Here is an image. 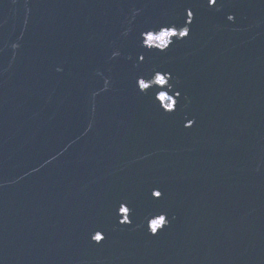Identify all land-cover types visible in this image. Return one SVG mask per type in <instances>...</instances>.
I'll list each match as a JSON object with an SVG mask.
<instances>
[{
  "label": "water",
  "instance_id": "1",
  "mask_svg": "<svg viewBox=\"0 0 264 264\" xmlns=\"http://www.w3.org/2000/svg\"><path fill=\"white\" fill-rule=\"evenodd\" d=\"M0 264H264V0H0Z\"/></svg>",
  "mask_w": 264,
  "mask_h": 264
},
{
  "label": "snow or ice",
  "instance_id": "2",
  "mask_svg": "<svg viewBox=\"0 0 264 264\" xmlns=\"http://www.w3.org/2000/svg\"><path fill=\"white\" fill-rule=\"evenodd\" d=\"M206 2H207V4L213 6V8L217 4V0H206ZM196 14H198V10H196ZM193 15H194L193 8L192 7L187 8L186 9V18L193 17ZM229 19H234V17H229ZM187 23L191 24L192 20L187 19ZM180 27H182V25H177L176 27H173L170 25L169 26H161V28L158 30V34L156 32H148L145 42L149 48H152V47L159 48L161 50V52L163 53L166 49H168L171 46L172 43H174V41H172L171 38L177 37V36L182 37V38L183 37H190V32H189L188 28L185 27V28H183V30L178 31V28H180ZM144 58H145L144 56H139L140 60H144ZM138 83H139L140 89H142V90H147L150 87L149 84H147L144 79H140L138 81ZM156 83L159 85H162V86H166L168 83V80H166L164 75L157 74L156 75ZM177 95H180V93L177 92ZM159 99L164 100V101H168V100H171V97H168L166 94L161 93L159 96ZM164 107L169 112H174L175 108H176V101L172 100L171 103H165ZM155 195L157 197H160L161 193L156 192ZM123 211L127 212L128 209L125 208ZM126 222L130 223V221H126ZM164 222H165V217H160L159 220L153 221L152 222L153 232L155 233L157 231V228L159 226L163 225ZM95 239L99 241V240L103 239V237L100 235H97L95 237Z\"/></svg>",
  "mask_w": 264,
  "mask_h": 264
},
{
  "label": "built area",
  "instance_id": "3",
  "mask_svg": "<svg viewBox=\"0 0 264 264\" xmlns=\"http://www.w3.org/2000/svg\"><path fill=\"white\" fill-rule=\"evenodd\" d=\"M186 28H188L187 26H185ZM185 27H183V28H185ZM183 28H181V29H178V31L179 30H183ZM152 32H154V31H152ZM157 34H158V31H155ZM146 36H147V34H146ZM145 41H146V38H145ZM146 43V42H145ZM157 75V74H156ZM156 75L153 77V78H151L149 81H147V80H145V82L147 83V84H149V85H152V84H154V83H156ZM162 75V74H161ZM165 78H166V80H168V83L167 84H169L170 82H169V78L168 77H166L165 76ZM162 93H164V92H162ZM161 94V93H160ZM164 94H166V93H164ZM167 95V94H166ZM168 97H171V100H168V101H164L163 100V103L165 104V103H171L172 102V100H175L176 101V99L175 98H173L172 96H169V95H167ZM125 208H127L128 209V211L127 212H124L123 210L125 209ZM121 212L123 213V217H122V220L123 221H130V219H129V217H128V213H129V208H128V206L126 205V204H123L122 205V207H121ZM160 217H165L164 215H161V216H158V217H155L154 219H152L151 220V223H150V229L152 230V222L153 221H157V220H159V218ZM168 222V220H167V218L165 217V223H167ZM163 225H161V226H159V227H162ZM158 227V228H159ZM158 228H157V230H158ZM153 231V230H152Z\"/></svg>",
  "mask_w": 264,
  "mask_h": 264
},
{
  "label": "flooded vegetation",
  "instance_id": "4",
  "mask_svg": "<svg viewBox=\"0 0 264 264\" xmlns=\"http://www.w3.org/2000/svg\"><path fill=\"white\" fill-rule=\"evenodd\" d=\"M148 69V68H147Z\"/></svg>",
  "mask_w": 264,
  "mask_h": 264
}]
</instances>
